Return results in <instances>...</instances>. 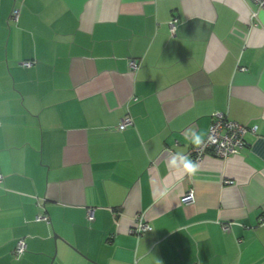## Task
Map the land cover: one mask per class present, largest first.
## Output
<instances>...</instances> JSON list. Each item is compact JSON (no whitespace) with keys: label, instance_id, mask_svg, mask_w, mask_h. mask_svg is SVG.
Instances as JSON below:
<instances>
[{"label":"crops","instance_id":"1","mask_svg":"<svg viewBox=\"0 0 264 264\" xmlns=\"http://www.w3.org/2000/svg\"><path fill=\"white\" fill-rule=\"evenodd\" d=\"M217 112L256 128L246 149L191 155L198 182L154 198L169 153ZM0 176V264H264V9L0 0Z\"/></svg>","mask_w":264,"mask_h":264},{"label":"built area","instance_id":"2","mask_svg":"<svg viewBox=\"0 0 264 264\" xmlns=\"http://www.w3.org/2000/svg\"><path fill=\"white\" fill-rule=\"evenodd\" d=\"M258 5L260 9H264V0H251ZM13 22H17L19 19V11L14 9L10 16ZM175 22L176 20L170 23L172 33L175 32ZM24 67H32L33 63L26 62L23 63ZM130 69L132 71H137L139 69L138 61L130 62ZM133 125V119L131 117L126 116L122 119L119 130H125L128 127ZM256 128H248L245 127L235 121L229 119L228 115L217 112L213 114L212 122L208 130V134L206 137L207 147L196 150L192 148L190 150V155H192L197 161H200L207 153V151H211L215 157L227 159L231 156L237 155L241 150L246 149L248 143L246 141V136L249 133H255ZM211 137L215 140V143H212L208 138ZM3 177L0 176V183L2 182ZM194 200V194L190 191L182 198V203H190ZM94 209L90 208L88 210V220L93 221L94 219ZM38 220L49 222V218L44 215H40ZM223 229L228 231L230 228V224H224ZM151 226L146 222H136L134 226V232L141 234L146 231L151 230ZM27 252V243L24 239H19L17 241L16 247L13 251L14 258L16 260L21 259L24 254Z\"/></svg>","mask_w":264,"mask_h":264},{"label":"clouds","instance_id":"3","mask_svg":"<svg viewBox=\"0 0 264 264\" xmlns=\"http://www.w3.org/2000/svg\"><path fill=\"white\" fill-rule=\"evenodd\" d=\"M185 139L189 140L196 150L207 147L205 134L197 132L194 129H188L185 132ZM212 143L215 140L208 138ZM168 175L164 177H153L149 183L152 190V196L159 200H166L170 193L176 188L180 182L185 179L190 182H198L200 164L193 160L190 154L182 151L170 152L167 157Z\"/></svg>","mask_w":264,"mask_h":264}]
</instances>
